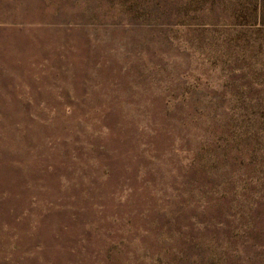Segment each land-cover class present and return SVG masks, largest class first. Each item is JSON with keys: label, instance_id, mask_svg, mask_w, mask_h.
<instances>
[{"label": "rangeland", "instance_id": "1", "mask_svg": "<svg viewBox=\"0 0 264 264\" xmlns=\"http://www.w3.org/2000/svg\"><path fill=\"white\" fill-rule=\"evenodd\" d=\"M181 236L264 264V0H0V264Z\"/></svg>", "mask_w": 264, "mask_h": 264}, {"label": "trees", "instance_id": "2", "mask_svg": "<svg viewBox=\"0 0 264 264\" xmlns=\"http://www.w3.org/2000/svg\"><path fill=\"white\" fill-rule=\"evenodd\" d=\"M168 212L167 209H164ZM170 214L171 213L170 211ZM173 220L177 224L173 225L171 222L170 226L173 233H178L181 235L185 231L195 230L188 223H184L182 218L177 214H173ZM203 227L201 229H207L202 223ZM196 237L190 236L188 238L180 237V243L177 245L176 249L173 248H163L165 261L163 264H210V249H209V239L195 240ZM200 241L201 243H197Z\"/></svg>", "mask_w": 264, "mask_h": 264}]
</instances>
